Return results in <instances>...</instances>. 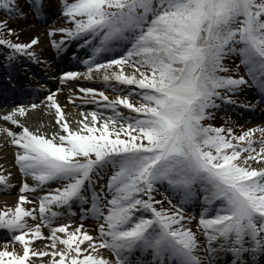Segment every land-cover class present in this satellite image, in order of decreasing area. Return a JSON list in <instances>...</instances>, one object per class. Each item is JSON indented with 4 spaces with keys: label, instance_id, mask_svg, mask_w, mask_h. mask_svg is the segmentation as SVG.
I'll use <instances>...</instances> for the list:
<instances>
[{
    "label": "snow or ice",
    "instance_id": "6c2138e0",
    "mask_svg": "<svg viewBox=\"0 0 264 264\" xmlns=\"http://www.w3.org/2000/svg\"><path fill=\"white\" fill-rule=\"evenodd\" d=\"M46 4L0 0V10L25 18L29 8L39 20ZM57 7L62 24L47 28L50 38L59 33L50 46L59 54L74 45L84 58L73 52L83 71L54 79L69 101L96 108L73 127L56 87L40 101L54 109V132L24 123L34 102L0 114L2 143L13 153L0 163V189L12 187L6 169L21 177L13 205L0 207L9 236L0 241V264H222L225 256L227 264H258L264 127L237 133L230 116L219 126L206 121L238 102L254 107L239 100L246 90L264 105V0H58ZM15 31L0 19V55L50 65L33 47L38 36L19 42ZM80 77L103 87H82Z\"/></svg>",
    "mask_w": 264,
    "mask_h": 264
},
{
    "label": "rangeland",
    "instance_id": "374dc122",
    "mask_svg": "<svg viewBox=\"0 0 264 264\" xmlns=\"http://www.w3.org/2000/svg\"><path fill=\"white\" fill-rule=\"evenodd\" d=\"M57 3H58V0H47L46 6H48L49 8H55L56 11H58ZM23 10L26 13H29L25 18H21L19 16H15L14 18H9L5 12L0 10V19H6L8 21V26L17 30L13 33V37H12L13 39L18 38L19 42H26L32 36H38L39 43L33 47L39 48V46H41L42 48L40 49H44L46 51L47 46L50 43V40L58 39L59 33L54 34V36L51 38L48 37L47 28L40 30V27L38 26L37 22L33 20L31 16V10H27L26 8H24ZM51 24H53L52 27L61 26L62 17L58 15L56 18L53 19ZM4 35L7 36V33H4ZM46 53L48 54V52ZM101 87H103V85L99 86L98 88H101ZM104 91L106 92L107 95H109L110 98L111 96L114 95V93L111 92V90L106 87L104 88ZM59 93L60 92H57L56 96ZM251 93L252 92L250 90H246L245 93L241 94V96L239 97V100H243L246 104H249V105H255L254 107H243V106H240L238 102L236 106H232L228 109H221L217 111L214 117L210 121H207V123H212L215 126H219L225 123L226 117L230 116L231 117L230 126H232L233 130L237 133H239L242 128L247 129L249 127H255L256 123L255 122L251 123L250 122L251 120L249 119V117L253 115L249 114V116H244L245 114L244 112L246 110L255 111L256 113L260 112L257 99L254 100L255 101L254 104L251 101V95H250ZM46 107L47 105L45 104V105L38 106L36 109H32L27 116V120L24 118V123L30 129L38 128L41 132L56 131L57 128L54 125V110L53 109L49 110ZM63 108L64 109H62V111L65 113L66 118L71 121V125L73 127L76 126L77 120L81 118L80 113L82 111L84 113H87L92 110L91 107L88 110H76V109L71 108L70 106H65ZM240 116H243L246 119L244 120V118H240ZM239 120H241V122H239ZM226 126H229V125H226ZM258 126L264 127V123H259ZM254 135L258 136L259 133H255ZM254 166H259V164H256ZM165 206L167 205L165 204ZM194 226L195 225L193 224V227ZM9 247L11 248L12 245H10Z\"/></svg>",
    "mask_w": 264,
    "mask_h": 264
},
{
    "label": "bare ground",
    "instance_id": "6f19581e",
    "mask_svg": "<svg viewBox=\"0 0 264 264\" xmlns=\"http://www.w3.org/2000/svg\"><path fill=\"white\" fill-rule=\"evenodd\" d=\"M47 10H49V9L47 8ZM40 48H42V47L39 46V48H35V49L38 52H42L40 50ZM62 65L60 64L58 66L62 67ZM75 65L76 64H73L72 66L66 67V68L63 67L62 71H64V70H74L75 69V67H74ZM48 72L52 76L51 77L52 79H49V80L53 82L54 88L60 87L62 89V91H60V93L56 96V98H57L58 102L60 103V105L62 107L70 106L71 108L83 107L82 104L85 103L84 100L80 99V97H74L72 101H69L67 99L68 90L66 88H64V86L60 83V81L58 79H54V77L58 76L61 71H59V70L55 71V70H50L49 69ZM30 80L33 83H36V85H38V86L42 85L41 83H37V81L34 80V79H30ZM76 83H78L82 87H96V88H98L100 85H102L101 82L98 81V80H88V79H86L84 77L77 78ZM44 88L45 87L41 88V91L39 92L40 94L38 95L39 98L40 97L42 98V97H44L46 95V93L43 90ZM74 91H76V89H74ZM81 95H83V94H81ZM244 113L247 116L248 114H251L252 111L249 110V111H245ZM256 117L259 118V119H257V118L255 119V117H254V121L256 123L255 126H258L259 123H260L259 121H263L264 119H263V117L261 115H258ZM239 122H241V120H239ZM3 123L4 122H0V124H3ZM13 127L15 128V126H13ZM5 136H6L5 133L0 132V163L10 164L12 162V160H13L12 146H7V147L4 146L2 141H4ZM6 170L12 172V180H11L12 187L9 190H7V192H5L4 190L0 189V207H4L6 205H8V206L13 205L14 200H15L16 189H17L18 183H19V181L21 179L17 169H15L14 167L6 169ZM36 246L40 247V245H36ZM260 261L264 262V257L260 258Z\"/></svg>",
    "mask_w": 264,
    "mask_h": 264
}]
</instances>
